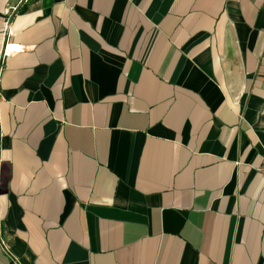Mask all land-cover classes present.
I'll return each instance as SVG.
<instances>
[{
	"label": "crops",
	"instance_id": "crops-1",
	"mask_svg": "<svg viewBox=\"0 0 264 264\" xmlns=\"http://www.w3.org/2000/svg\"><path fill=\"white\" fill-rule=\"evenodd\" d=\"M8 21L0 264H264V0H0V47Z\"/></svg>",
	"mask_w": 264,
	"mask_h": 264
},
{
	"label": "built area",
	"instance_id": "built-area-1",
	"mask_svg": "<svg viewBox=\"0 0 264 264\" xmlns=\"http://www.w3.org/2000/svg\"><path fill=\"white\" fill-rule=\"evenodd\" d=\"M28 0H20V2H26ZM19 5H17V7L13 8V10H8V13L10 16H12L14 13H16L17 9H18ZM9 25H10V21H8V24H6V30L4 31L3 35V43L0 47V89H1V85H2V76H3V72L6 66V60L9 56L10 53V49L9 48V41L7 40V37H9ZM8 41V42H6ZM1 94V93H0ZM1 123H0V140H1ZM261 171L264 173V164L261 167ZM0 221H1V217H0ZM1 226V225H0Z\"/></svg>",
	"mask_w": 264,
	"mask_h": 264
}]
</instances>
